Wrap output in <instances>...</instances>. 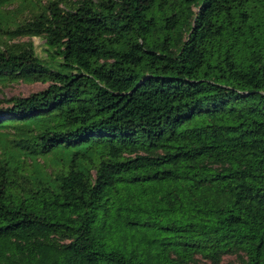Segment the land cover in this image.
Instances as JSON below:
<instances>
[{"label": "trees", "instance_id": "trees-1", "mask_svg": "<svg viewBox=\"0 0 264 264\" xmlns=\"http://www.w3.org/2000/svg\"><path fill=\"white\" fill-rule=\"evenodd\" d=\"M18 78L0 264H264V0H0Z\"/></svg>", "mask_w": 264, "mask_h": 264}, {"label": "rangeland", "instance_id": "rangeland-1", "mask_svg": "<svg viewBox=\"0 0 264 264\" xmlns=\"http://www.w3.org/2000/svg\"><path fill=\"white\" fill-rule=\"evenodd\" d=\"M45 1V0H43ZM18 6V3H14L6 7L8 11L14 10ZM6 10V11H7ZM21 41L31 40L34 45L36 54L41 57H46L44 39L40 37H24L20 38ZM49 83L41 81H27L22 78L8 80L3 83H0V100L4 98H9L12 96H28L33 92L44 89ZM0 105H5L0 104ZM42 162V160H39ZM225 259H234V256H226ZM204 261V260H203ZM201 262V264H209L208 262Z\"/></svg>", "mask_w": 264, "mask_h": 264}]
</instances>
